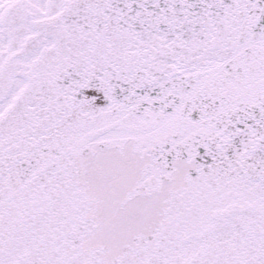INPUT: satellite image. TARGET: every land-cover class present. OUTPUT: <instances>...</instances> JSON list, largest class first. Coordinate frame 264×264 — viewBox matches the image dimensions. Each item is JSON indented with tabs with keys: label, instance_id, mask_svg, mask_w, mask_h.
Returning a JSON list of instances; mask_svg holds the SVG:
<instances>
[{
	"label": "snow or ice",
	"instance_id": "obj_1",
	"mask_svg": "<svg viewBox=\"0 0 264 264\" xmlns=\"http://www.w3.org/2000/svg\"><path fill=\"white\" fill-rule=\"evenodd\" d=\"M0 264H264V0H0Z\"/></svg>",
	"mask_w": 264,
	"mask_h": 264
}]
</instances>
